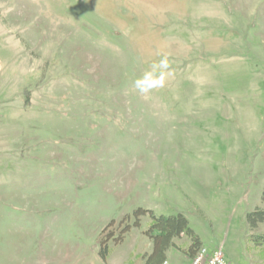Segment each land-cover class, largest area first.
<instances>
[{"label":"rangeland","instance_id":"1","mask_svg":"<svg viewBox=\"0 0 264 264\" xmlns=\"http://www.w3.org/2000/svg\"><path fill=\"white\" fill-rule=\"evenodd\" d=\"M263 190L264 0H0V264H264Z\"/></svg>","mask_w":264,"mask_h":264},{"label":"trees","instance_id":"2","mask_svg":"<svg viewBox=\"0 0 264 264\" xmlns=\"http://www.w3.org/2000/svg\"><path fill=\"white\" fill-rule=\"evenodd\" d=\"M261 203L263 206H256L252 211L246 213L245 220L250 229H255L264 222V190ZM140 213L145 211L141 210ZM138 224L137 222L135 223ZM146 234L153 240L152 250L144 256L143 264H161L166 261V253L174 245V239L186 235L190 239L187 255L191 258L201 243L197 235L188 226V221L183 214L173 216L153 217ZM253 241L256 245H264V235H255Z\"/></svg>","mask_w":264,"mask_h":264},{"label":"clouds","instance_id":"3","mask_svg":"<svg viewBox=\"0 0 264 264\" xmlns=\"http://www.w3.org/2000/svg\"><path fill=\"white\" fill-rule=\"evenodd\" d=\"M169 61L166 55L162 56L158 62H153L150 69L136 80H134V87L141 94H148L154 88L162 87L164 83V76L169 70Z\"/></svg>","mask_w":264,"mask_h":264},{"label":"built area","instance_id":"4","mask_svg":"<svg viewBox=\"0 0 264 264\" xmlns=\"http://www.w3.org/2000/svg\"><path fill=\"white\" fill-rule=\"evenodd\" d=\"M161 264H167V261ZM189 264H231L222 250V248L207 249L200 246L195 254L190 258Z\"/></svg>","mask_w":264,"mask_h":264}]
</instances>
